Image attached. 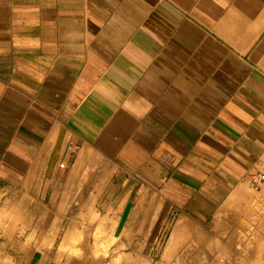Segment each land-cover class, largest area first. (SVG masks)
<instances>
[{"label": "crops", "instance_id": "crops-1", "mask_svg": "<svg viewBox=\"0 0 264 264\" xmlns=\"http://www.w3.org/2000/svg\"><path fill=\"white\" fill-rule=\"evenodd\" d=\"M257 172L264 0H0V264H195L198 214L258 248Z\"/></svg>", "mask_w": 264, "mask_h": 264}, {"label": "rangeland", "instance_id": "rangeland-1", "mask_svg": "<svg viewBox=\"0 0 264 264\" xmlns=\"http://www.w3.org/2000/svg\"><path fill=\"white\" fill-rule=\"evenodd\" d=\"M262 188H264V186ZM248 189H249V191H251L253 193H258L259 191H261V189H259V190L250 189L249 186H248ZM255 205H256V202L253 201L252 206H255ZM198 206H199V208H201V207L204 208V203H202V201L198 200ZM262 216L263 215H261L260 218ZM234 218H237V219H234ZM254 218L256 219V218H258V216H253V215H248L247 216L246 215V216H240V217L239 216L232 217V219H234V221H235V222L233 221V225H234L233 228L234 229H233V232H230V233L226 232V234L228 236L230 235V238H228V236L226 234L223 235V233L221 231L220 232L222 234L220 232H219V234L217 233L218 230H216V227H214V221L216 220V217H214L213 215L212 216L211 215L204 216V215H199L198 214L195 217L196 222L198 223V228H197L198 229V231H197V239L198 240H197V243H196L197 246H196V249H195L196 250V254L198 256H200L201 251H203L205 249V247H210L211 248V249L209 248V250L207 248L206 249L207 251L204 250L205 253L206 252L207 253L211 252V253L208 254V257H207V255H205L204 252H203L204 256L201 255L202 259L199 257L200 260H202L200 262L201 263L204 262V264H249V263L250 264H264V244L262 243L260 245V247L254 248L252 246V243H250L249 246H246L241 241V240H243V235H245L246 238L247 237H252V232L251 231H247V230L252 229L251 225L253 224V222L255 220ZM89 219H90V221H92L93 217H90ZM220 219H219V222L217 221L218 223H216V224H219L221 221L223 222V218H220ZM222 222H221V225H219V228H220V226L221 227L223 226ZM262 224H264L263 221H262ZM245 228H246V231L244 233L243 230H245ZM212 233H213V235L214 234L216 235V236L214 235L215 238H217L219 236L218 238H220L221 240L218 239V241L220 243L219 242L215 243V242H217L216 241L217 239H214V236L211 235ZM120 234L121 235H125V233H118V235H120ZM168 235H169L168 231L164 232L162 240H164V241L167 240ZM222 235H223V237H221ZM103 236H104L103 232L97 231V232L94 233V239H96L97 241H99ZM206 237H207V239H205ZM210 237H212V238L210 239ZM232 238L236 239V241H235L236 246L235 247L233 246V249H234L233 252H231L230 250L228 251L229 248L227 247V245L230 243L228 239L231 240ZM207 240H209L211 242L208 241L209 242L208 243V242H206ZM238 240H240V241H238ZM115 241L116 240L113 239L110 243H114ZM107 245H108V243L104 244L101 241L100 242V246H98V248H97V251L100 250L101 253L107 254L108 249H109L107 247ZM200 248H202V249H200ZM197 250H198V252L200 251L199 254H198ZM117 251L119 253V255L117 257V259H118L117 261L121 262L122 257L123 258L126 257V258H128L127 259V264H155V261H153V262H151V261H152V259L153 260L157 259L156 250L153 252L154 255H152L151 259L149 258V255H148L149 253H146L145 250L142 249V248H118ZM187 252H188V247L183 249L181 254L185 256V255H187ZM209 255H211L212 257L209 256ZM243 256H245V257H243ZM204 257H205V261L203 260ZM206 258H208V259H206ZM209 258H210V260H209ZM254 258L255 259H260V262L253 263V259ZM244 259L247 260V261L249 259V261L247 263L243 262ZM237 261H239V263H237ZM183 264H189V263L185 262ZM197 264H199V263H197Z\"/></svg>", "mask_w": 264, "mask_h": 264}, {"label": "bare ground", "instance_id": "bare-ground-1", "mask_svg": "<svg viewBox=\"0 0 264 264\" xmlns=\"http://www.w3.org/2000/svg\"><path fill=\"white\" fill-rule=\"evenodd\" d=\"M234 217H235V216H234ZM259 217H260V216H259ZM262 217H263V218H262ZM262 217H261V219H263V222H264V216H262ZM220 218H221V217H220ZM234 219H237V218H234ZM234 219H233V221H234ZM254 219H255V218H254ZM223 220H224V222H222V221H221V222H222L223 224H225V226H224V225H223V226L226 228V227L228 226V225L226 224L227 222H226V220H225L224 218H223ZM260 221H262V220H260ZM218 222H219V220H218ZM218 222H217V223H218ZM221 222L219 223L220 225H221ZM234 222H235V221H234ZM257 223H258V222H257ZM217 225H218V224H217ZM226 225H227V226H226ZM231 225H233V223H231ZM223 226H222V227H223ZM256 226H257V227H258V226L261 227V225H257V224H256ZM256 226H255V227H256ZM215 227H216V225H215ZM218 227H219V226H218ZM224 227H223V228H224ZM259 227H258V229H259ZM219 229H222V228H218V230H219ZM231 229H232V228H231ZM208 230H209V229H208ZM255 230H256V228H255ZM259 230H260V229H259ZM226 231L229 232L228 230H226ZM226 231L223 230V231H221V232H222L223 235H224V234H226ZM219 232H220V231H218L217 233L219 234ZM221 232H220V233H221ZM205 233H206V232H205ZM214 233H215V232H214ZM222 233H221V234H222ZM253 233H254V231H253ZM259 233H261V232H259ZM203 234H204V233H203ZM215 234H216V233H215ZM215 234H214V235H215ZM198 235H199V234H198ZM211 235H213V233H212ZM214 235H213V236H214ZM223 235H222L221 237H223ZM226 235H227V234H226ZM255 235H256V234H255ZM261 235H262V234H261ZM215 236H216V235H215ZM215 236H214V239H217V240H216L217 242H215V243H218V242H219L218 239H219V240H221V239L218 238L219 236H218L217 238H215ZM227 236H228V235H227ZM262 236H263V235H262ZM203 237H204V236H203ZM253 237H254V235H253ZM256 237H257V236H256ZM174 238H175V239L180 238L179 233H175ZM211 238H212V237H210V239H211ZM228 238H229V237H228ZM261 238H262V237H261ZM263 238H264V237H263ZM263 238H262V239H263ZM232 239H233L232 242H231V240H230V243L228 244V246H229V247H228V248H229L228 251L230 250L231 252L234 251V249H233V245H234V247L236 246V244H234L235 239H234V238H232ZM172 240H173V239H172ZM197 240H198V239L196 238V240L194 241V245L197 243ZM223 240H224V239H223ZM225 240H226V239H225ZM247 240H248V239H247ZM263 240H264V239H263ZM191 241H192V240H191ZM208 241H209V240H207L206 242H208ZM241 241H242V240H241ZM201 242H202V241H201ZM209 242H211V241H209ZM209 242H208V243H209ZM198 243H199V242H198ZM219 243H220V242H219ZM198 245H199V244H198ZM216 245H217V244H216ZM203 246H204V245H203ZM207 248H208V250H209L210 247H205V249H204V248H203V249L206 250ZM200 249H202V248H200ZM200 249H199V250H200ZM210 249H211V248H210ZM204 250L201 251L202 254L200 253V251L198 252V250H197L198 254L200 253V258H201V259H202L201 255L204 256V255H203ZM206 251H207V250H206ZM206 253H207V252H206ZM206 253L204 252V254L207 255V257H208V254H210L211 252H210V253H207V254H206ZM196 255H197V254H196ZM211 255H212V254H211ZM211 255H209V256H211ZM197 257H199V256L197 255ZM211 257H212V256H211ZM243 257H245V256H243ZM206 259H208V258H206ZM246 259H247V258H246ZM199 260H200V259H199ZM203 260L205 261V257H204ZM209 260H210V258H209ZM200 261H202V260H200ZM200 261H196L195 264H197V263L200 264V263H201ZM246 261H247V260H246ZM248 261H249V259H248ZM209 263H210V262H209ZM237 263H239V261H237ZM201 264H204V262L201 263ZM249 264H250V263H249Z\"/></svg>", "mask_w": 264, "mask_h": 264}, {"label": "built area", "instance_id": "built-area-1", "mask_svg": "<svg viewBox=\"0 0 264 264\" xmlns=\"http://www.w3.org/2000/svg\"><path fill=\"white\" fill-rule=\"evenodd\" d=\"M248 186L250 189L259 190L264 186V173L257 172L250 175L248 180Z\"/></svg>", "mask_w": 264, "mask_h": 264}]
</instances>
